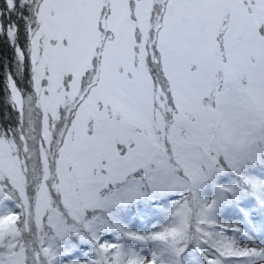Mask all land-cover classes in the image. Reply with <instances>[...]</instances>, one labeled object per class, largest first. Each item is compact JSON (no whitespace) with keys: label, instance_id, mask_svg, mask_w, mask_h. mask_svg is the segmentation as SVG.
I'll list each match as a JSON object with an SVG mask.
<instances>
[{"label":"snow or ice","instance_id":"snow-or-ice-1","mask_svg":"<svg viewBox=\"0 0 264 264\" xmlns=\"http://www.w3.org/2000/svg\"><path fill=\"white\" fill-rule=\"evenodd\" d=\"M0 264H264V0H0Z\"/></svg>","mask_w":264,"mask_h":264},{"label":"trees","instance_id":"trees-1","mask_svg":"<svg viewBox=\"0 0 264 264\" xmlns=\"http://www.w3.org/2000/svg\"><path fill=\"white\" fill-rule=\"evenodd\" d=\"M0 56L2 57V58H0V68L3 69L4 62L6 60L10 62L11 58H12V51L9 48L6 40L3 37H0ZM3 79H4L3 73H0V122L9 123V121L6 120V118H5L7 108L4 105L3 100H2V97H3Z\"/></svg>","mask_w":264,"mask_h":264},{"label":"rangeland","instance_id":"rangeland-1","mask_svg":"<svg viewBox=\"0 0 264 264\" xmlns=\"http://www.w3.org/2000/svg\"><path fill=\"white\" fill-rule=\"evenodd\" d=\"M0 58H2V57L0 56ZM2 71H3V69L0 68V73H3Z\"/></svg>","mask_w":264,"mask_h":264}]
</instances>
